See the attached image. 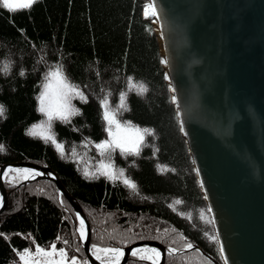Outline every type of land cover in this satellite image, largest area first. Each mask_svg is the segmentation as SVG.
Wrapping results in <instances>:
<instances>
[{
    "label": "trees",
    "instance_id": "obj_1",
    "mask_svg": "<svg viewBox=\"0 0 264 264\" xmlns=\"http://www.w3.org/2000/svg\"><path fill=\"white\" fill-rule=\"evenodd\" d=\"M146 2L39 0L9 10L0 0V105L6 110L0 117V165L20 160L51 165L82 204L92 227L91 243L125 247L154 239L178 248L167 255L166 264L210 260L198 248L180 250L189 242L222 262L213 228L204 220L211 219L208 202ZM51 66L62 69L87 100L75 98L78 114L55 123L56 137L69 151L103 139L104 98L117 102L123 97L122 117L152 133L145 135L139 156L112 154L124 178L85 173L74 153L29 133L41 116L37 96ZM125 179L137 185L135 191ZM17 191L0 213V264H24L17 253L33 242H56L87 257L76 212L52 180L23 181ZM172 230L185 240L172 241ZM125 264L153 262L131 255Z\"/></svg>",
    "mask_w": 264,
    "mask_h": 264
},
{
    "label": "water",
    "instance_id": "obj_2",
    "mask_svg": "<svg viewBox=\"0 0 264 264\" xmlns=\"http://www.w3.org/2000/svg\"><path fill=\"white\" fill-rule=\"evenodd\" d=\"M156 9L157 31L168 82L208 202L224 263L264 264V0H148ZM156 25V23H154ZM156 27V26H155ZM36 171L52 180L83 220V246L91 264L92 228L82 204L49 164L20 160L0 166ZM157 246L165 264L167 246L144 239L124 248L125 264L140 245Z\"/></svg>",
    "mask_w": 264,
    "mask_h": 264
},
{
    "label": "rangeland",
    "instance_id": "obj_3",
    "mask_svg": "<svg viewBox=\"0 0 264 264\" xmlns=\"http://www.w3.org/2000/svg\"><path fill=\"white\" fill-rule=\"evenodd\" d=\"M1 1L3 2V0H1ZM12 3L14 5V7H19V6H24L27 3V0H12ZM149 6H150V4H149V1L147 0L146 7H145L146 16L152 14V12L149 10ZM153 20L154 19H152V21ZM155 30H157L156 27H155ZM162 62L165 63L164 57L162 59ZM166 78L168 80L167 70H166ZM64 84L72 85L73 87H75V89L77 91H79L83 95L81 88L79 86L75 85L73 82H71L70 79L63 72L62 69H60L59 67H56V66H51L50 68H48L46 70V72L44 73L43 79L41 81L40 91H39L38 96H37L38 110L40 107L39 97H40L41 93L45 92V86H47V92H48L47 101L50 102L52 108L55 109L58 106V103L60 102V97L65 90L63 87ZM170 89H171V86H170ZM172 97H173V94H172ZM75 98H77V97L73 96L71 98V105L73 106L74 111L77 110V107L75 104ZM121 103H122V100L119 98L117 99V102H110V100L108 98H104L102 100V116H103V121H104L105 135H104L103 139L99 142H90L89 141L84 146V149H81V147L78 146L77 147L78 149L74 148V149H71L69 151V149H67L65 144L58 141V139L56 137L55 123H56V121H58L60 119L53 118V120L51 122H49L47 117L41 112H40V114H41L40 118L29 126L28 131L30 134L42 137L44 139H45V136H52L54 141H55L54 144L57 146V148H59L64 153H66L68 151H69V153H74L79 158V160L81 162L82 169L85 173H95V172L105 173L106 172L109 177L124 178V176H125L124 173H123V175H120L122 170L115 166L113 158H112V154L116 150L117 151H120V150L115 149L114 151H111V154L109 156L108 153H105L102 155L101 150L96 147V145L98 143H102L105 140L111 139V137L108 136V133L106 131L107 122L104 120L105 110H109V111L117 113V119L120 120L122 125H123V130H122L120 135H121V137L125 138V140L129 144H131L133 141H135L137 139V130H139L140 133H144V129L142 127H140V126H138V125H136V124H134V123L130 122L129 120L122 117V112L119 111ZM60 121H63V120H60ZM124 122H128V123L125 124ZM113 130L115 131V129H113ZM33 132L35 134H33ZM58 145H59V147H58ZM68 148H70V147H68ZM89 149H91V152H89ZM16 170H20V171H16ZM24 170H29L27 173L28 178L36 173L32 169L25 168L22 166H20V167L19 166H7L6 170L3 172L2 180L4 182V187H5V190L7 193L8 200H9V198L12 199V198L16 197V195L18 193V191L16 192L17 185L26 180L24 178V176H25ZM5 173H7V175H5ZM2 200H3V196H2V191L0 189V203ZM210 217H211L210 220H207L205 217H204V220L209 224L210 228L211 227L213 228L212 232L214 231V234L216 236V240H218L211 213H210ZM80 222H81L80 219L77 217V233H78L80 240L82 241L81 244L83 246V240H84V237L86 234V229H85V225L84 224L81 225ZM171 232L174 235L173 238L171 239L172 241H184L185 240V238L182 236L181 232H178L175 230L174 231L172 230ZM56 244H57L56 242H53L48 246H40V245L33 242L30 247H27V248L19 251L17 253V255H18L19 259L24 264H25V261H27L28 264H91V262L89 261V259L86 256L84 258V257L79 256L77 254H73L70 252V249H68L65 245L57 246ZM189 244L191 245V243L187 242L186 244L183 245L184 247L180 250H185V249L189 248L188 247ZM53 245H55L56 253H53L50 256H45L43 254V252H52V246ZM93 245H95L96 248H93ZM167 246L170 250L168 252V254L171 251H173V252L178 251V248L172 246L171 244H168ZM38 248L43 249V252H38L37 251ZM105 248L111 249L114 247H112L111 245H109V246L98 245L96 243L91 244L92 253L96 257L100 256L101 257L100 260L104 264H110V263L116 261V258L111 253H105L103 251H99V252L97 251V249H105ZM60 249H63L65 252V256L63 258L60 255H58ZM152 249L158 250L160 253V256L157 257L155 255V253L152 251ZM218 250L220 252L219 257L221 258V261L224 262V258H223V254H222L221 249H220L219 242H218ZM136 252H137L138 256L145 257L146 259L151 260L154 264H158L160 259H161L160 250L157 247H154L151 245L150 246L147 245V246H144L142 248H138V250ZM22 257H23V259H22ZM73 258H75V259H73ZM180 263L181 264H190L187 262L185 263L182 260ZM194 263L195 264H214L208 259H199V261L197 263L196 262H194Z\"/></svg>",
    "mask_w": 264,
    "mask_h": 264
},
{
    "label": "snow or ice",
    "instance_id": "obj_4",
    "mask_svg": "<svg viewBox=\"0 0 264 264\" xmlns=\"http://www.w3.org/2000/svg\"><path fill=\"white\" fill-rule=\"evenodd\" d=\"M39 0H27V3L24 5V7H30L31 5L38 3ZM3 7L9 10H14V5L12 3V0H3ZM149 10L152 12L153 16L156 15V9L149 6ZM64 92L62 93L60 97V102L58 103V106L53 109L50 102L47 101V86H45V92L40 94L39 101H40V107L39 111L43 113L49 122L53 120V118H58L63 121H69L70 117L74 114H78V110L73 109V106L71 105V98L73 96L80 97L84 102L86 103L87 100L83 97L82 93L77 91L75 87H73L70 84H64ZM121 100H123V97H121ZM5 107L3 105H0V117H3L5 115ZM120 112L123 111V104L120 105ZM104 120L107 122V128L106 131L108 133V136L111 137L110 140H105L102 143H98L96 147L101 150V154L108 153L109 156L111 154V151H114L115 149H119L120 153L124 156H139L141 151V146L145 142V135L151 136L152 133L147 132L145 129L144 133H140L139 130H137V139L133 141L131 144H129L125 138L121 137V132L123 130V125L120 120L117 119V113L105 110L104 113ZM127 124L128 122H124ZM115 129V131L113 130ZM33 134H35L33 132ZM46 140H50L53 143H55L52 136H45ZM59 147V145H58ZM0 150H3V146H0ZM20 171V170H16ZM29 170H24L25 172V179H28V173ZM104 175H107V173H103ZM7 175V173H5ZM120 175H123V172L121 171ZM123 183L132 189L133 191L136 190L137 185L132 182L129 179H125ZM179 203V201H177ZM81 225H83V220H81ZM189 248L192 247V245H188ZM93 248H96L95 245H93ZM38 252H43V249H37ZM97 251H103L105 253H111L117 260L119 261V258L122 256V252L118 248H105V249H97ZM152 251L155 253L157 257L160 256V253L156 249H152ZM53 253H56L55 245L52 246V252H43L45 256H50ZM134 256L137 254L136 250H133L132 253ZM30 255V254H29ZM58 255H60L62 258L65 256V252L63 249L59 250ZM98 260L101 259L100 256L96 257ZM145 257H141V259H144ZM23 259V257H22ZM75 259V258H73ZM25 264H28L27 261H25Z\"/></svg>",
    "mask_w": 264,
    "mask_h": 264
},
{
    "label": "bare ground",
    "instance_id": "obj_5",
    "mask_svg": "<svg viewBox=\"0 0 264 264\" xmlns=\"http://www.w3.org/2000/svg\"><path fill=\"white\" fill-rule=\"evenodd\" d=\"M154 20H153V23H156V28H157V31L159 30V28H158V20H157V18H153ZM164 62H165V59H164ZM165 65H166V62L164 63ZM183 131V130H182ZM189 146V145H188ZM189 149H190V147H189ZM191 152V151H190ZM192 155V154H191ZM193 158V157H192ZM194 161V160H193ZM194 165H195V163H194ZM195 169H196V166H195ZM196 172H197V169H196ZM197 175H198V172H197ZM199 178V177H198ZM210 210V209H209Z\"/></svg>",
    "mask_w": 264,
    "mask_h": 264
}]
</instances>
